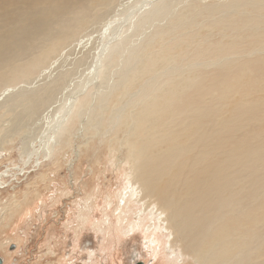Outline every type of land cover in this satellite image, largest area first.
<instances>
[{"label":"bare ground","instance_id":"obj_1","mask_svg":"<svg viewBox=\"0 0 264 264\" xmlns=\"http://www.w3.org/2000/svg\"><path fill=\"white\" fill-rule=\"evenodd\" d=\"M194 1L158 0L128 21L104 51L98 80L106 88L104 93L95 90L90 94L89 105L94 109L92 112L90 108L88 119L99 113L97 101L107 103L110 94L128 90L142 80L138 91L117 107L110 126L129 132L125 143L130 174L134 177L130 188L137 185L143 195H137L138 191L131 194L143 212L149 211L158 223L142 224L143 239L150 232H164L160 245L150 247L156 249L155 257L166 252L161 264H183L185 260L192 264H264V231L258 228L264 223V61H260V76L254 71L258 62L226 59L236 56L234 47L216 44L197 51L198 60L206 54L224 52L223 56H215V64L223 68V77L218 83L216 79L207 84L208 89L197 90V96L209 104L208 109L180 102L181 95L188 92L182 90L184 85L195 89L201 81L194 82L173 65L149 73L174 61L178 57L174 50L184 45L178 41L165 48L161 39L191 24L210 20L216 12L213 7L193 8L183 16L185 6ZM110 2L0 0V87L15 83L18 76L29 77L22 74L27 63L41 65ZM244 8H248V14L263 13L264 0H232L224 10L240 15ZM254 22L250 19L241 26L250 27ZM218 24L226 27L228 22ZM146 48L155 55L145 58ZM114 56L119 63L117 71L110 74L105 68ZM198 65L194 62L189 67ZM146 72L149 75H144ZM174 74L172 79L170 75ZM39 100L30 98L24 111H34ZM176 101L175 106L179 105L182 112L172 107ZM132 103L138 110L126 118L125 110ZM78 106L79 102L61 125L73 117ZM200 118L212 119L211 125L201 127ZM257 203L261 207L255 208ZM149 241L147 245L151 246Z\"/></svg>","mask_w":264,"mask_h":264},{"label":"rangeland","instance_id":"obj_2","mask_svg":"<svg viewBox=\"0 0 264 264\" xmlns=\"http://www.w3.org/2000/svg\"><path fill=\"white\" fill-rule=\"evenodd\" d=\"M157 1L112 0L95 18L89 19L88 25L59 46L46 63H27L22 74L29 77L18 76L15 83L0 87V257L3 264L165 262V251L155 257L156 249L150 248L160 245L164 232L158 231L156 235L150 232L146 234L147 239H143L142 224L158 223L149 216V211L143 212L131 194L136 191L140 197L143 195L137 185L130 188L134 177L130 174L126 154L129 132L110 126L117 107L138 91L142 80L128 90L110 94L107 103L97 101L99 113L88 119L94 109L89 105L90 94L95 90L104 93L106 88V85L101 87L98 80L104 51L115 42L131 18ZM231 1L195 0L194 4L185 6L182 15L193 8L213 7L216 12L211 19L191 24L161 39L165 48L178 41L184 45L174 50L178 55L174 61L161 64L149 73L164 71L173 65L190 75L194 82L201 81L198 89V86L191 88L190 84L182 88L188 92L181 95L180 102H188V106L208 109L209 104L197 96V90L208 89L207 84L216 79L218 83L223 77V68L215 64V56H223L224 52L206 54L200 60L195 57L197 51L208 45L234 47L236 56L226 58L229 62H258L255 74H263L260 61H264V12L248 14V8L238 11L240 15L226 12L224 9ZM250 19L256 23L241 26ZM221 21H227L228 25H219ZM188 39H192L191 42ZM143 54L145 58L155 55L147 48ZM194 62L199 65L190 68L189 64ZM118 63V57L114 56L105 69L111 74L117 71ZM170 76L173 79L176 74ZM194 92L196 95L191 94ZM189 96L192 97L188 99ZM30 98L41 101L37 109L26 113L24 104ZM77 102L78 109L72 112L74 115L66 122L68 125H61ZM134 110L138 107L129 104L126 118L131 117ZM175 110L182 112L179 105ZM199 121L203 128L212 123L209 118ZM259 204L255 208L261 207ZM132 225L137 227L132 229ZM258 228L263 232L264 223ZM148 240L151 246L147 245ZM183 264L192 263L185 260Z\"/></svg>","mask_w":264,"mask_h":264},{"label":"water","instance_id":"obj_3","mask_svg":"<svg viewBox=\"0 0 264 264\" xmlns=\"http://www.w3.org/2000/svg\"><path fill=\"white\" fill-rule=\"evenodd\" d=\"M0 264H3V260H2V258L0 257Z\"/></svg>","mask_w":264,"mask_h":264},{"label":"flooded vegetation","instance_id":"obj_4","mask_svg":"<svg viewBox=\"0 0 264 264\" xmlns=\"http://www.w3.org/2000/svg\"><path fill=\"white\" fill-rule=\"evenodd\" d=\"M2 258V257H1ZM2 260H3V258H2ZM135 264H142V263H138V262H136Z\"/></svg>","mask_w":264,"mask_h":264}]
</instances>
